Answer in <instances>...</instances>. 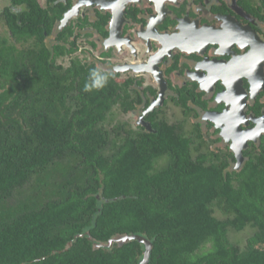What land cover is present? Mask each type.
<instances>
[{
    "label": "trees",
    "instance_id": "1",
    "mask_svg": "<svg viewBox=\"0 0 264 264\" xmlns=\"http://www.w3.org/2000/svg\"><path fill=\"white\" fill-rule=\"evenodd\" d=\"M21 12L7 11L8 25L18 40L35 38L38 49L27 55L6 44L0 49L6 80L0 85V264H138L144 247L137 240L94 245L132 233L153 240L160 264H185L226 231L213 215L215 205L235 214L237 230L263 231L259 176L247 175L235 188L190 164L166 126L151 137L122 144L115 138L109 145L98 125L117 86L109 80L84 92L90 68L78 61L58 65L44 43L54 14L30 11L22 19ZM70 52L55 47L56 57ZM170 150L173 163L156 169ZM251 263L259 264V255ZM236 264H244L241 257Z\"/></svg>",
    "mask_w": 264,
    "mask_h": 264
},
{
    "label": "flooded vegetation",
    "instance_id": "2",
    "mask_svg": "<svg viewBox=\"0 0 264 264\" xmlns=\"http://www.w3.org/2000/svg\"><path fill=\"white\" fill-rule=\"evenodd\" d=\"M110 1L0 0V49L6 44L17 55L38 49L35 38H16L7 11H22V19L30 11L54 14L44 33L54 62L98 68L117 86L98 125L109 134V145L115 138L122 144L151 137L166 126L190 164L222 175L235 188L247 175L259 176L264 221V0ZM59 46L71 52L56 57ZM5 81L0 77V85ZM113 152L106 147V156ZM170 153L157 161L169 166ZM212 211L226 231L185 264H236L238 257L250 264L253 254L264 264V229L237 230L231 225L235 214L218 205ZM144 237L152 246L147 264H160L162 255L154 257L153 240Z\"/></svg>",
    "mask_w": 264,
    "mask_h": 264
},
{
    "label": "water",
    "instance_id": "3",
    "mask_svg": "<svg viewBox=\"0 0 264 264\" xmlns=\"http://www.w3.org/2000/svg\"><path fill=\"white\" fill-rule=\"evenodd\" d=\"M94 3H98V4H106V5H110L112 4V1L110 0H92ZM130 0H114L113 2L118 4V5H122V4H126V2H129ZM90 240H93V238L91 236H89ZM133 240H137L140 243H143L145 245V252H144V258L141 260L140 264H147L149 257H150V253H151V242L144 236L139 235V234H123V235H117L116 237L110 239L108 241V243H97L94 242V245L96 248L99 247H112L115 243L119 244L120 246H122L124 243H128L130 241ZM72 245V242L69 243V246Z\"/></svg>",
    "mask_w": 264,
    "mask_h": 264
},
{
    "label": "clouds",
    "instance_id": "4",
    "mask_svg": "<svg viewBox=\"0 0 264 264\" xmlns=\"http://www.w3.org/2000/svg\"><path fill=\"white\" fill-rule=\"evenodd\" d=\"M110 78V73H105L98 68H92L89 70L88 79L84 83L83 91L87 93L93 90H101L107 86Z\"/></svg>",
    "mask_w": 264,
    "mask_h": 264
},
{
    "label": "rangeland",
    "instance_id": "5",
    "mask_svg": "<svg viewBox=\"0 0 264 264\" xmlns=\"http://www.w3.org/2000/svg\"><path fill=\"white\" fill-rule=\"evenodd\" d=\"M0 35L1 36H4L5 35V29H4V26L2 24V20L0 19ZM110 129H112V126L111 125H108ZM107 127V125H106ZM108 128V127H107ZM167 165V162L165 159H162V160H159L156 162V168L158 170H160V168L164 167Z\"/></svg>",
    "mask_w": 264,
    "mask_h": 264
}]
</instances>
